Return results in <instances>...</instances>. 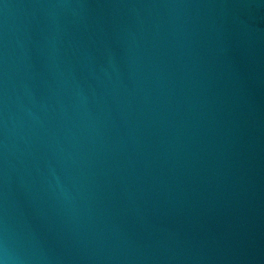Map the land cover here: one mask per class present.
Listing matches in <instances>:
<instances>
[{
    "label": "water",
    "instance_id": "95a60500",
    "mask_svg": "<svg viewBox=\"0 0 264 264\" xmlns=\"http://www.w3.org/2000/svg\"><path fill=\"white\" fill-rule=\"evenodd\" d=\"M0 264H264V0H0Z\"/></svg>",
    "mask_w": 264,
    "mask_h": 264
}]
</instances>
